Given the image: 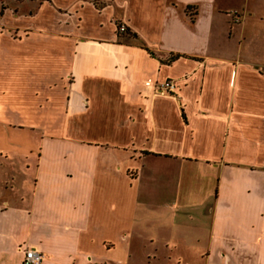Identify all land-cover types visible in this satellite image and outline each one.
Returning a JSON list of instances; mask_svg holds the SVG:
<instances>
[{
    "label": "crops",
    "instance_id": "1",
    "mask_svg": "<svg viewBox=\"0 0 264 264\" xmlns=\"http://www.w3.org/2000/svg\"><path fill=\"white\" fill-rule=\"evenodd\" d=\"M250 5L0 8V264L19 248L41 264H264V60L244 55L264 45V0Z\"/></svg>",
    "mask_w": 264,
    "mask_h": 264
},
{
    "label": "rangeland",
    "instance_id": "2",
    "mask_svg": "<svg viewBox=\"0 0 264 264\" xmlns=\"http://www.w3.org/2000/svg\"><path fill=\"white\" fill-rule=\"evenodd\" d=\"M36 0H0V8L5 9H12L14 14H16L19 10V7L21 4H28V2H34ZM262 0H250V6L252 8H256L255 10L259 11L258 6L260 5ZM25 2V3H24ZM239 16L237 13L234 14V17ZM11 37L16 38V35L13 34ZM236 39L237 37H235V41L233 42L234 44H232L231 49H233V45L234 47L236 46ZM244 55L248 58H254V59H263L264 60V45L259 43V44H244Z\"/></svg>",
    "mask_w": 264,
    "mask_h": 264
},
{
    "label": "built area",
    "instance_id": "3",
    "mask_svg": "<svg viewBox=\"0 0 264 264\" xmlns=\"http://www.w3.org/2000/svg\"><path fill=\"white\" fill-rule=\"evenodd\" d=\"M126 29L124 26L119 27V32L124 33ZM157 90L161 93H174L175 86L171 81H166L160 84ZM19 251L22 254V264H41L44 259V256L40 253L35 251L34 249L30 248H19Z\"/></svg>",
    "mask_w": 264,
    "mask_h": 264
},
{
    "label": "trees",
    "instance_id": "4",
    "mask_svg": "<svg viewBox=\"0 0 264 264\" xmlns=\"http://www.w3.org/2000/svg\"><path fill=\"white\" fill-rule=\"evenodd\" d=\"M194 8L190 7V8H187L188 12H190L191 10H193Z\"/></svg>",
    "mask_w": 264,
    "mask_h": 264
}]
</instances>
